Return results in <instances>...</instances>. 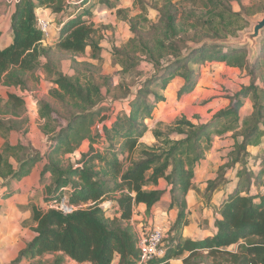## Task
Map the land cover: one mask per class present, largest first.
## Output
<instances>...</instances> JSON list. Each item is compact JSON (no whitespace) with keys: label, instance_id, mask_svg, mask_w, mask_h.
Returning <instances> with one entry per match:
<instances>
[{"label":"trees","instance_id":"1","mask_svg":"<svg viewBox=\"0 0 264 264\" xmlns=\"http://www.w3.org/2000/svg\"><path fill=\"white\" fill-rule=\"evenodd\" d=\"M231 1L234 0H180L188 7L181 16L166 9L162 25L171 40L154 37L138 43V52L153 72L127 104L128 115L103 124L102 132L94 134L96 141L106 142L105 148L98 150L90 145L73 162H64L62 157L73 153V145L88 140L90 129L97 120H103L100 117L104 100L102 85L93 77L81 79L78 72V67L93 68V65L79 63L77 57L89 49L91 59H97L96 54L101 51L99 40L95 39L98 28L91 21V0H79L76 8L80 7V11L67 15L64 0H17L10 16L11 43L0 48V89L6 97L4 100L0 94V105L11 119L20 117L31 75L39 67L54 79V89L50 94L52 102L40 98L36 104L39 119L51 129L47 131L50 136L44 155L36 153L33 157L19 158L16 161L19 167L15 169L9 159L23 148L10 147L7 143L0 148V180L9 178L6 185L0 184V190L7 188L1 198L11 193L13 183L29 175L35 164L42 163L26 206L34 225V237L7 264H67L68 261L113 264L115 259L117 264H138L137 235L131 225L133 214L138 206H143L150 215L166 194L168 209L174 210L176 216L160 241L163 256L146 264H264V39L259 60L250 71L245 49L201 43L203 39H199L193 41L195 48L188 51L180 46L186 42L172 40L179 32H187L186 29H203L205 36L217 39L236 37L247 22L240 12L230 9ZM101 3L107 5L108 0ZM38 9H45L55 17L66 16L59 22L60 29L51 47L42 46V34L36 27ZM1 11L5 13L3 8ZM244 11L248 16L264 13V0L260 6ZM2 34L0 27V37ZM56 53L73 58L75 76L64 75L54 65ZM120 56L127 69L138 65V59L131 61V65L126 54ZM210 63L246 70L249 85L230 97L233 101L230 108L214 111L207 120L202 121L200 115L179 120L175 124L179 138L172 139V133L155 131L153 137L158 145L141 144L139 140L146 131L144 121L153 117L154 109L162 101L155 88L163 90L175 78L182 82L178 94L187 95L195 88L201 69ZM12 90H18L20 95ZM245 101L250 102L251 113L243 121L240 110ZM1 130L14 131L0 121ZM231 131H234L233 145L228 162L219 167L204 196L210 202L213 193L225 183H232L233 187L218 205L213 224L208 228L210 235L197 240L185 237L183 232L190 224L186 197L192 188L195 169L209 152L213 137ZM251 148L254 154L249 151ZM5 154L7 159H3ZM229 171H234V175L227 180L225 175ZM160 180L168 190L158 188ZM63 196H67L71 206L90 205L63 215L50 208ZM111 199L116 211L113 218L107 217L101 207ZM46 256L51 260L46 261Z\"/></svg>","mask_w":264,"mask_h":264},{"label":"rangeland","instance_id":"2","mask_svg":"<svg viewBox=\"0 0 264 264\" xmlns=\"http://www.w3.org/2000/svg\"><path fill=\"white\" fill-rule=\"evenodd\" d=\"M262 0H234L229 3L230 9L238 13L240 12L246 20V27L237 33L236 37H227L226 39H217L210 36H205L206 32L203 29L193 30L186 29L187 32H180L177 38L172 39L174 42H186L181 47L189 49L195 48L193 41L201 40V43H216L227 48L238 49L236 47L228 46L226 43L230 41H238L244 33H247L252 28L253 20L264 16V13H257L254 15L244 14V9H254L260 6ZM79 0H64L66 5L65 15L72 11H80L76 6ZM92 18L91 21L98 28L99 34L95 36L99 40L101 51L96 54L97 59H91V50H86L85 54L77 57L79 63H91L93 68H86L84 66L78 67V72L81 74V79L86 77L95 78L101 85L104 94V100L100 105L102 113V121L97 120V123L90 129V136L88 140H84L77 145H73V153L63 156L64 162L67 160L74 161L77 159L81 151H85L88 146L92 145L95 149L102 150L107 146L106 142L96 141L93 137L95 133L102 132V125L108 124L120 116L128 115L127 104L133 100L137 89L149 78L153 70L145 58L138 52V43L143 44L154 37H165L169 40L166 33L165 26L162 21L165 19L166 9L175 11L178 16L188 7L184 6L180 0H108L107 5L101 3V0H91ZM75 5V7H74ZM88 5V4H87ZM85 6L87 8L88 6ZM0 6L7 11L10 6L4 0H0ZM171 6V7H170ZM52 16L49 11L45 9H38L36 11L37 18H47L50 22V37L44 39L43 47H51L56 40L58 30L60 29L59 22H62L66 16ZM205 36V37H204ZM264 39V33L258 42V57L254 60L253 68L261 55V43ZM245 49V48H244ZM247 56L250 51L246 48ZM187 53V51L185 52ZM127 55L131 61L138 59V65L134 68L127 69L124 65V58L120 55ZM53 61L57 64L60 72L68 77L76 75V70L72 65L73 58L69 55H60L56 53ZM249 57H247L248 59ZM45 61L42 60L41 64ZM126 67H122L123 65ZM126 65H128L126 63ZM131 65H133L131 63ZM249 70L250 64L248 63ZM246 70L232 69L220 63H210L201 69L200 78L193 91L187 95H179L178 89L181 85L179 79L172 78L165 88H155V92L162 97V101L157 104L153 111V117L144 121L146 131L139 140L141 144L147 146L158 145L153 137L155 131L161 133H172V139H177L175 130L176 123L182 118L192 119L194 115H200L202 121H205L216 110L228 109L233 105V101L229 100L232 95L239 91L241 87L248 86L250 83ZM54 79L46 74L42 67H39L32 75L25 101V107L20 117L11 119L5 112L3 105H0V121L6 124L14 131L5 132L0 131V148L4 144L10 147L20 145L23 151L16 150L14 157L9 159L11 165L17 169V159H26L35 156L38 153L40 156L44 155L48 147V136L51 132L50 128L45 127L44 122L38 117L37 100H50L51 91L54 89ZM256 85L261 86L260 82ZM14 90H12L13 92ZM14 93L20 95L18 90ZM1 98L5 100V94L0 89ZM151 99H154L151 97ZM52 102V100H50ZM56 105V104H55ZM250 102L245 101L243 108L240 110L241 119L244 121L251 113ZM57 106V105H56ZM222 124L218 126V131ZM239 130V129H238ZM237 130V131H238ZM234 131L217 134L213 137L211 148L206 154L205 159L196 167L195 176L192 181V188L188 192L186 201L187 209L189 211V226L188 233L190 235L202 237L207 234L208 228L213 224L216 217L217 208L220 201L225 197L227 192L231 189L232 183H225L215 193H213L211 201H207L204 196V190L207 184L215 179L219 167L224 166L228 162V154L232 150L233 141L231 136ZM116 146V144H115ZM117 147V146H116ZM117 148H114L116 151ZM254 154V149H249ZM8 154L3 156L7 159ZM16 157V158H15ZM121 157V156H120ZM37 167V175L42 163L35 164ZM240 167V166H238ZM34 168V167H33ZM31 169V171L33 170ZM234 171H229L225 178L231 179ZM9 182V178L4 181L0 180V184L5 185ZM9 186V185H8ZM4 191L3 190H0ZM11 199V193L4 196V201L0 204V264H7L16 257L17 249L24 248L25 245L34 237L32 232L33 223L30 219L29 211L16 208L15 213L12 210H7V206ZM109 200V199H108ZM114 200L104 201L101 207L106 211V216L113 218L116 214ZM169 203L168 195L166 194L159 205L157 214L147 215L144 210L135 209L131 225L136 233H142L149 226H161L166 233L174 220V213L169 214V210L165 213V205ZM90 204L83 205V208ZM198 213L201 217H198ZM151 223V224H150ZM46 261L51 260L50 256L44 258ZM67 264H75L68 261Z\"/></svg>","mask_w":264,"mask_h":264},{"label":"crops","instance_id":"3","mask_svg":"<svg viewBox=\"0 0 264 264\" xmlns=\"http://www.w3.org/2000/svg\"><path fill=\"white\" fill-rule=\"evenodd\" d=\"M2 8L3 7L0 6V14H1L0 15V27L3 29V34L0 37V48H5L11 43V36L9 35L8 31H9L10 16L12 13L13 5H10L7 8L6 14H4L3 11H1ZM36 171H37V167L34 166L33 170L32 171L30 170L29 175H27L25 178H23V180L13 183V188H12V192H11V199L9 201H7V202H9V204L7 206V210L13 209L12 213H15L14 211H16V208H19V209L26 208L27 209L26 206L28 205L29 193H30L31 189L34 188V186L36 185V183L38 181V175H37ZM158 188L163 189V190H168L165 182L162 180L159 181ZM6 191H7V188H5L4 191L0 192V204H2V202L4 201V198H1V195L3 193H5ZM4 202H6V201H4ZM137 209L145 211V208L143 206H138ZM168 210H169V212H168ZM157 211H158V208L152 209L151 215L157 214L156 213ZM164 211H165V213L168 212L169 214L174 213V215L176 216V212L174 210L168 209V205L167 206L165 205ZM175 216H174V218H175ZM209 227H211V225ZM183 235L185 237H189L191 239L197 240V239H201L205 236L210 235V232H207V234H203L202 237H198V236L190 235L188 233V228H186L183 232ZM22 249L23 248L19 247L17 249L16 253L18 254V252L21 251ZM117 261L118 260L115 259L113 264H117ZM72 263H74V262H72ZM175 264H179V263L176 262Z\"/></svg>","mask_w":264,"mask_h":264},{"label":"built area","instance_id":"4","mask_svg":"<svg viewBox=\"0 0 264 264\" xmlns=\"http://www.w3.org/2000/svg\"><path fill=\"white\" fill-rule=\"evenodd\" d=\"M9 5H14L17 0H4ZM36 27L42 34V41L49 39L50 34V22L47 18H37ZM45 41V40H44ZM50 208L61 212L63 215H69L77 208H83V205L74 207L68 204L67 196H63L61 201L51 206ZM151 224V223H150ZM137 235V249L139 250V262L138 264H146L152 258L163 256L164 252L160 248V241L165 237V232L161 226L153 225L148 227L142 233H136Z\"/></svg>","mask_w":264,"mask_h":264},{"label":"water","instance_id":"5","mask_svg":"<svg viewBox=\"0 0 264 264\" xmlns=\"http://www.w3.org/2000/svg\"><path fill=\"white\" fill-rule=\"evenodd\" d=\"M264 33V16L258 18L257 20H253L252 28L249 32L244 33L240 40L238 41H230L226 44L231 47H236L238 49H248L250 51V55L248 56V63L250 64V68L254 60L258 57V42L261 39Z\"/></svg>","mask_w":264,"mask_h":264}]
</instances>
